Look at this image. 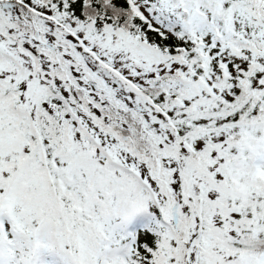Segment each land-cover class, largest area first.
Here are the masks:
<instances>
[{
    "label": "snow or ice",
    "instance_id": "snow-or-ice-1",
    "mask_svg": "<svg viewBox=\"0 0 264 264\" xmlns=\"http://www.w3.org/2000/svg\"><path fill=\"white\" fill-rule=\"evenodd\" d=\"M0 264H264V0H0Z\"/></svg>",
    "mask_w": 264,
    "mask_h": 264
}]
</instances>
